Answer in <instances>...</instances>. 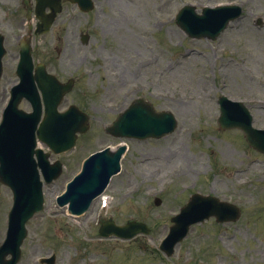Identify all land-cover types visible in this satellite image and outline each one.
Wrapping results in <instances>:
<instances>
[{
	"label": "rangeland",
	"instance_id": "obj_1",
	"mask_svg": "<svg viewBox=\"0 0 264 264\" xmlns=\"http://www.w3.org/2000/svg\"><path fill=\"white\" fill-rule=\"evenodd\" d=\"M98 1L100 20L95 14L84 15L76 24L92 32L86 46L79 47L72 36L75 45L69 44L64 53L66 39L60 49L51 48L52 36L37 41L40 60H55L72 72L65 69L64 59L81 69L67 104L91 112L92 129L63 157L67 167L60 179L46 187L45 208L27 225L19 264H38L50 253L56 254V264H264V155L237 143L240 137L233 131L225 137L217 125L222 93L233 99H264V0H193L199 6L248 1L244 16L215 42L190 39L170 22L186 0ZM19 7L17 0H0V23L24 21L22 8L16 12ZM59 50L71 56L66 59ZM9 82L2 79L0 84V111ZM141 86L140 94L127 95ZM137 96L151 99L157 110L172 111L178 129L158 140H128L122 172L106 190L114 198L111 208L103 210L98 199L85 215L69 217L56 197L90 153L120 142L105 134L104 127ZM254 111L255 126L264 127V108ZM247 163L253 171L241 178L236 170L246 169ZM249 176L253 184H242ZM196 192L236 200L245 205L243 217L233 224L209 220L195 226L175 256L167 259L158 246L169 232L171 217ZM156 196L161 197L159 206ZM11 204L10 190L0 184V237ZM111 215L120 223L143 222L150 234L129 244L97 239L95 225ZM84 239L95 243L86 245Z\"/></svg>",
	"mask_w": 264,
	"mask_h": 264
},
{
	"label": "water",
	"instance_id": "obj_2",
	"mask_svg": "<svg viewBox=\"0 0 264 264\" xmlns=\"http://www.w3.org/2000/svg\"><path fill=\"white\" fill-rule=\"evenodd\" d=\"M192 206V205H191ZM192 208L194 209V206H192ZM202 212H204V211H202ZM202 212H198V214H200V213H202ZM185 226L184 227H181L180 229H179V231H183V230H185Z\"/></svg>",
	"mask_w": 264,
	"mask_h": 264
}]
</instances>
